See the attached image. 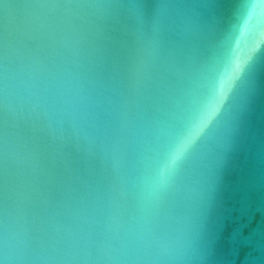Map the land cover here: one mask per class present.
I'll return each mask as SVG.
<instances>
[{
  "label": "water",
  "instance_id": "95a60500",
  "mask_svg": "<svg viewBox=\"0 0 264 264\" xmlns=\"http://www.w3.org/2000/svg\"><path fill=\"white\" fill-rule=\"evenodd\" d=\"M0 264H264V0H0Z\"/></svg>",
  "mask_w": 264,
  "mask_h": 264
}]
</instances>
